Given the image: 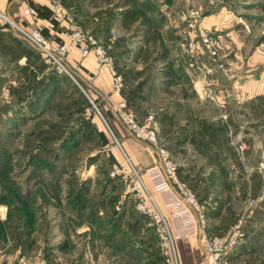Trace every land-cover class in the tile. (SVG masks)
I'll return each instance as SVG.
<instances>
[{
  "label": "rangeland",
  "instance_id": "374dc122",
  "mask_svg": "<svg viewBox=\"0 0 264 264\" xmlns=\"http://www.w3.org/2000/svg\"><path fill=\"white\" fill-rule=\"evenodd\" d=\"M61 1L113 58L124 80L126 110L155 140L133 134L117 110H105L92 97L80 78L78 63L84 59L77 50H72L79 56L74 80L47 64L9 26L0 30V264H167L151 216L143 211L153 196L145 171L162 164L161 153L176 166L174 186L197 197L206 219L202 233L222 237L238 226L246 236L230 259L264 264V203L260 195H249L248 180L233 192L224 180L232 171L234 180L246 178L239 155L243 161L249 145L244 140L247 149L239 155L227 146L233 157L227 165L179 145L199 134L200 118L191 110L184 115L193 104L182 98L193 87L179 81L175 45H169L177 35L181 44L212 37L216 62L223 68L220 62L229 61L235 92L246 87L244 92L253 93L256 86L257 98L250 102L258 100L254 107L264 114V85L249 88L244 79L250 70V77L264 79V0ZM183 28L195 36L183 37ZM62 32L49 38L61 42ZM183 116L185 131L178 127ZM201 117L207 135L228 130L225 145L244 139L228 125L211 126L209 115ZM247 118L238 120L252 121ZM119 123L125 141L115 128ZM200 164L202 186L191 178V168ZM197 240L178 244L183 264L203 263Z\"/></svg>",
  "mask_w": 264,
  "mask_h": 264
},
{
  "label": "built area",
  "instance_id": "2783aa9c",
  "mask_svg": "<svg viewBox=\"0 0 264 264\" xmlns=\"http://www.w3.org/2000/svg\"><path fill=\"white\" fill-rule=\"evenodd\" d=\"M34 5L49 7L52 19L59 22V27L64 29L59 36L62 39L61 42L44 35L45 27L39 23V12ZM195 15L196 13H193L192 17ZM195 24L196 21L190 25L194 28ZM7 26L33 50L41 54L47 64L60 73H66L74 80H76L74 76L76 72L72 69L79 68L70 62L69 57L72 50H77L82 60L94 54L98 65L106 69L112 76L113 91L121 94L124 80L116 69L115 61L108 55L106 49L68 13L61 0H21L20 7L13 16L0 8V30L8 28ZM203 40L202 44H200L201 42L196 44L192 39L186 53L201 54L203 51H207L212 58L216 59L218 55L217 43L208 36ZM96 109L98 110V108ZM115 110H117L122 124L129 131L138 137L144 135L150 142L155 140V134L148 131L146 127L142 128L135 117L126 110L125 101L120 103ZM98 112L100 113L99 110ZM234 143L240 153H244L247 149L242 137L236 139ZM118 145L121 148L120 144ZM162 156L164 159L161 165L151 166L145 171V177L153 196H150L149 200L147 199L148 209H142L151 216L167 264H183L178 244L189 239H198V248L204 257L202 264H241L237 259L230 258L238 245L245 239L246 233L241 231L240 227H236L222 237H209L203 234L202 230L206 227V219L197 197L186 188L174 186L176 166L168 161L164 154ZM164 209L167 210L168 216L163 213Z\"/></svg>",
  "mask_w": 264,
  "mask_h": 264
},
{
  "label": "crops",
  "instance_id": "0c3cea01",
  "mask_svg": "<svg viewBox=\"0 0 264 264\" xmlns=\"http://www.w3.org/2000/svg\"><path fill=\"white\" fill-rule=\"evenodd\" d=\"M20 2L21 0H1L0 8L4 12L13 15L20 7ZM39 20V23L44 26L45 29L48 28V20L40 18ZM51 32L52 36L56 33V31ZM180 36L181 35H177L178 39H176V41L170 42L169 45H175V66L177 67V72L180 76L179 81L184 86H186L190 81L193 87L191 90L192 93L189 92L184 96V98H182V101H184L185 104L188 102L193 104L192 109H188L189 105H186L184 109V115H188L190 110L193 112L194 116L198 115L200 118V131L199 134L196 133V135L192 137L191 141H184L179 145L182 148L191 146L195 150V154H198V156L201 157L203 154L208 155V158L209 156H212L213 158L223 161V163L227 165L233 160V157L230 155L231 150H228L227 146H232L233 149L236 148L232 141L231 145H225L224 143V139L228 134V130L226 131L227 134L221 136L218 134L217 137L213 136L212 134L207 135L206 131L202 129V123H205V121H203L201 115H209L212 117L210 125L213 127L222 128L228 125V129L230 128V131H232L234 128V130L242 132V136L249 145V149L244 155L243 161L241 160V156L239 155L238 151L237 153L239 155L240 164H242L245 168L246 178L243 177L239 181L238 179L234 180V174L232 171L231 173H227L228 176L224 174L226 177L224 180L231 182L232 192L235 189L242 188L241 182L248 180L249 189L247 188V191L249 195L251 196L253 193L257 194L258 196L260 195L259 198H261V200L259 202L262 204L264 203V114L258 113L261 110H259L258 107H254V103L258 102V100L253 101L252 103L250 102L251 99L257 98L256 94L254 93L256 92V86L255 89L252 90L253 93L248 91L244 92L246 87H243L242 89L244 93H241L242 91L240 93L237 91L235 92V83L232 82V71L226 67L227 62L229 61L227 60L225 63L224 61L220 62V64L223 65V68H221L219 62H216V59L212 58L207 51H203L201 54H187L186 50L188 49V43L181 44V42H179ZM182 36H185L186 38H192L195 36V33H192L191 28H187L186 30L184 29ZM169 45L168 47H170ZM69 58L71 59L70 61L72 64H79L83 71V75H81V77L79 76L82 79L81 81L89 87L94 99H98L100 103H103V105L105 104V110L111 112L113 108L115 109L120 103L123 102L124 99L122 98L121 94L114 93L113 91L112 76L106 69L98 65L95 57L91 56L82 63L80 62L78 64L76 62L79 61V56L76 52H72ZM249 72H251V70L245 72L248 75V77L244 78L246 86L251 88V84L255 83V85L262 89L264 85L262 81L264 79L259 80L260 75L256 76V78L250 77ZM206 107H212V111L209 113L208 109H202ZM239 116L246 119H248L247 117H251L252 121L245 123L241 121V123L238 120ZM232 120L234 122H232ZM233 123L235 126H233ZM180 126H182V131H185L188 128L186 116L180 118L178 127L180 128ZM115 128L122 140L125 141L123 125L119 123ZM127 145L129 144L127 143ZM165 151L169 155L171 154L170 148L168 146L166 147ZM234 151H236V149H234ZM161 157L162 153L160 156H158V158ZM185 165L186 164L182 166L184 167ZM202 166L203 164H200L197 167L191 168V178L199 179L200 186L204 185L203 182L205 181V177L197 175L198 173H203V169L201 168ZM231 169H235L236 173H238L239 169L235 166H232ZM246 193L247 192L245 190V194ZM246 203L247 202H245V204ZM249 208H251V206Z\"/></svg>",
  "mask_w": 264,
  "mask_h": 264
},
{
  "label": "trees",
  "instance_id": "16d2710c",
  "mask_svg": "<svg viewBox=\"0 0 264 264\" xmlns=\"http://www.w3.org/2000/svg\"><path fill=\"white\" fill-rule=\"evenodd\" d=\"M34 7L38 10L39 12V18L40 19H45L49 21V26L48 28L44 29V35L49 38V36H52L51 31H56L57 35L59 32H62L61 28L59 27V22L56 20L52 19V12L49 9L48 6H36Z\"/></svg>",
  "mask_w": 264,
  "mask_h": 264
}]
</instances>
